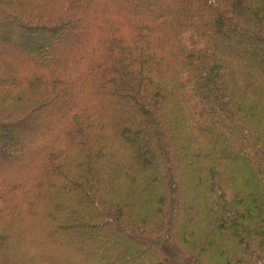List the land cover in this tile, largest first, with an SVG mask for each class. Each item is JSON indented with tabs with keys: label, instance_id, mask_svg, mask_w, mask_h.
<instances>
[{
	"label": "trees",
	"instance_id": "trees-1",
	"mask_svg": "<svg viewBox=\"0 0 264 264\" xmlns=\"http://www.w3.org/2000/svg\"><path fill=\"white\" fill-rule=\"evenodd\" d=\"M0 25L36 45H0L25 136L0 264H264V0H0Z\"/></svg>",
	"mask_w": 264,
	"mask_h": 264
},
{
	"label": "rangeland",
	"instance_id": "rangeland-1",
	"mask_svg": "<svg viewBox=\"0 0 264 264\" xmlns=\"http://www.w3.org/2000/svg\"><path fill=\"white\" fill-rule=\"evenodd\" d=\"M16 30V32L15 33H13V34H11L10 33V31L7 29V28H5V27H3V25H0V45L2 46V47H4L5 46V44H4V41L2 42V39L5 37V36H11L12 37V39H13V43H11V46L12 47H10V48H8V52L11 54V55H13V56H19L21 59L22 58H24L25 56H26V54H28V53H31L32 52V49L33 48H35L36 47V45L35 46H29V44L28 43H24V44H22L23 42H21V40H20V36L22 37V31H20V30H18V29H15ZM75 36V35H74ZM73 36V37H74ZM63 40H71L72 39V37H70V36H64L63 38H62ZM34 40L35 41H37V40H39V41H41V42H48L49 40H50V38H48V35H46V34H43L42 32L41 33H36V37H34ZM34 42V41H33ZM6 43V42H5ZM33 45V44H32ZM8 47V46H7ZM21 51V53H19ZM48 111H50V112H55L54 111V109H52V110H48ZM37 128V127H36ZM36 128H32V129H36ZM39 128H41V127H39ZM34 133H36V132H32L30 135H34ZM24 137L25 136H22L21 137V135H20V133H19V131H17V130H12V131H9L7 134H6V136H0V145L2 144V143H5V142H10V141H18V140H23L24 141ZM25 140H26V138H25ZM26 142V141H25ZM27 166V169L28 168H30V166H31V164H30V162H28L27 164H26ZM9 170L8 169H5L3 172H8ZM14 172H16V170H14V171H10L9 173H13V174H9V175H16V173H14ZM8 175V176H9ZM82 249H84L83 247H82Z\"/></svg>",
	"mask_w": 264,
	"mask_h": 264
}]
</instances>
